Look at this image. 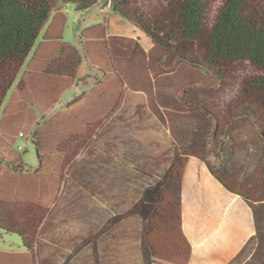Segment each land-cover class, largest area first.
I'll return each mask as SVG.
<instances>
[{
	"label": "trees",
	"instance_id": "16d2710c",
	"mask_svg": "<svg viewBox=\"0 0 264 264\" xmlns=\"http://www.w3.org/2000/svg\"><path fill=\"white\" fill-rule=\"evenodd\" d=\"M97 1L0 0V232L23 247L0 264H188L190 157L252 212L226 264H264V0H104L151 47L105 20L84 27L101 77L46 117L81 64L64 8Z\"/></svg>",
	"mask_w": 264,
	"mask_h": 264
},
{
	"label": "crops",
	"instance_id": "0c3cea01",
	"mask_svg": "<svg viewBox=\"0 0 264 264\" xmlns=\"http://www.w3.org/2000/svg\"><path fill=\"white\" fill-rule=\"evenodd\" d=\"M113 15L118 24L109 29L110 21L105 20L108 34L138 37L142 42L145 35L136 26ZM182 228L191 244L188 264H226L255 231L245 201L224 188L195 157L189 158L183 174Z\"/></svg>",
	"mask_w": 264,
	"mask_h": 264
},
{
	"label": "rangeland",
	"instance_id": "374dc122",
	"mask_svg": "<svg viewBox=\"0 0 264 264\" xmlns=\"http://www.w3.org/2000/svg\"><path fill=\"white\" fill-rule=\"evenodd\" d=\"M64 12L67 16V22L63 34V39L71 42L78 48L81 55V64L77 71V82L73 87L63 93L60 101L57 103V105H55L47 112L46 117L51 116L58 110L64 109L69 101H71L81 93L87 92L92 87V85L101 77V74L97 69H94L87 64L77 37L78 32L88 25L103 22L107 19H109L110 21L109 29H111V27H113L115 23L118 24V22L113 21V11H111L110 5H107L104 0H98L96 5L84 11H76L74 10L72 5H69L68 7L64 8ZM116 16L118 15H115V17ZM124 24L132 26L131 24L126 22ZM128 29L129 28L127 27V30ZM141 44L145 49H148L150 47V41L145 36L142 37ZM13 148L21 153L25 169L32 170L37 167L38 159L36 156V152L33 144L29 141L28 138H22L18 136L16 142L13 145ZM0 249L4 251L14 252L23 251L20 238L17 235L5 232H0Z\"/></svg>",
	"mask_w": 264,
	"mask_h": 264
}]
</instances>
